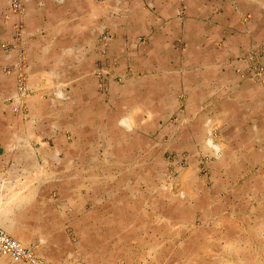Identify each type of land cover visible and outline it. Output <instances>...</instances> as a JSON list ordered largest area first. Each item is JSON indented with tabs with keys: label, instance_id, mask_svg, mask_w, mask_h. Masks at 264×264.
I'll return each instance as SVG.
<instances>
[{
	"label": "crops",
	"instance_id": "crops-1",
	"mask_svg": "<svg viewBox=\"0 0 264 264\" xmlns=\"http://www.w3.org/2000/svg\"><path fill=\"white\" fill-rule=\"evenodd\" d=\"M10 1L5 230L52 264H264V83L249 70L264 0H23L22 14ZM19 23L25 111L7 101Z\"/></svg>",
	"mask_w": 264,
	"mask_h": 264
},
{
	"label": "built area",
	"instance_id": "built-area-1",
	"mask_svg": "<svg viewBox=\"0 0 264 264\" xmlns=\"http://www.w3.org/2000/svg\"><path fill=\"white\" fill-rule=\"evenodd\" d=\"M10 10L15 13L22 14L24 11L23 0H11ZM23 24L16 25L15 43L13 47L19 51L17 62L14 65L6 66L5 71L8 73L15 72L17 75L18 96L8 97L7 101L13 103L15 99L20 100V105L14 109L26 110L25 99L29 94L28 75H27V57L26 45L21 37ZM4 49H11L8 44L3 45ZM98 74L101 81V88H105L107 80L112 75V67L98 68ZM16 187L13 183L3 180L0 184V209L8 202L14 199ZM0 254H7L15 259H23L30 264H52L49 261L39 257L33 246L26 247L18 239L11 236L0 223Z\"/></svg>",
	"mask_w": 264,
	"mask_h": 264
},
{
	"label": "rangeland",
	"instance_id": "rangeland-1",
	"mask_svg": "<svg viewBox=\"0 0 264 264\" xmlns=\"http://www.w3.org/2000/svg\"><path fill=\"white\" fill-rule=\"evenodd\" d=\"M103 38H105V37H103ZM257 54H258V56L253 57L252 61L249 64L250 77L254 81L264 83V62H261L262 53H261V51H258ZM102 67H109V63L108 62L107 63L106 62L100 63L99 68H102Z\"/></svg>",
	"mask_w": 264,
	"mask_h": 264
}]
</instances>
